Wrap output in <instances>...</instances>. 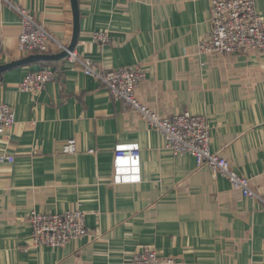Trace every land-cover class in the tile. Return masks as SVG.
I'll return each instance as SVG.
<instances>
[{
  "label": "crops",
  "instance_id": "obj_1",
  "mask_svg": "<svg viewBox=\"0 0 264 264\" xmlns=\"http://www.w3.org/2000/svg\"><path fill=\"white\" fill-rule=\"evenodd\" d=\"M12 2L71 44V0ZM78 2V56L102 71L142 66L137 98L162 117L207 116L212 152L264 198V54L198 53L212 30L213 0ZM255 4L264 19V0ZM21 30L19 12L0 0V65L29 55L18 50ZM103 32L109 43L94 39ZM43 64L54 80L38 94L23 92L20 82ZM0 103L16 117L0 135V153L15 158L0 162V264H133L150 248L178 264H264L263 202L209 166L198 168L194 156L165 148L162 135L80 63L67 57L0 72ZM71 139L74 154L63 152ZM126 144L140 147V180L115 183V149ZM78 206L86 236L61 247L32 245V211Z\"/></svg>",
  "mask_w": 264,
  "mask_h": 264
},
{
  "label": "built area",
  "instance_id": "obj_2",
  "mask_svg": "<svg viewBox=\"0 0 264 264\" xmlns=\"http://www.w3.org/2000/svg\"><path fill=\"white\" fill-rule=\"evenodd\" d=\"M21 15L22 30L18 50L25 54H52L68 50V47L52 36L27 10L18 7L12 0H2ZM211 32L198 43L199 54H246L252 51L264 54V19L256 9L255 0H213L211 5ZM96 41L109 43L108 33H98ZM2 42L0 41V57ZM68 58L80 63L85 74L104 84L116 99L122 100L128 109L137 111L151 129L163 137L165 148L176 156L190 154L195 157L198 168L209 166L215 173L226 177L235 189L246 197L262 198L251 187L248 176L239 174L219 152L211 150V130L207 116L183 112L171 117H162L144 105L136 96L141 83L146 80V70L140 65H130L114 70H99L88 58H81L73 51ZM55 71L49 64L32 70L23 78L19 87L23 92L38 94L54 80ZM16 124L15 110L8 103H0V135L10 132ZM78 151L76 140L63 146V152ZM95 152L94 149L89 150ZM115 183L140 180V147L138 144L119 145L115 149ZM15 158L0 153V162L13 163ZM31 241L35 247L65 246L69 241L88 234L86 215L81 206L65 213L45 214L32 211ZM133 264H178L177 260L162 257L154 248L136 254Z\"/></svg>",
  "mask_w": 264,
  "mask_h": 264
},
{
  "label": "water",
  "instance_id": "obj_3",
  "mask_svg": "<svg viewBox=\"0 0 264 264\" xmlns=\"http://www.w3.org/2000/svg\"><path fill=\"white\" fill-rule=\"evenodd\" d=\"M72 8L74 14V37L72 39L71 44L68 46V50L52 53V54H31L27 57L13 61L11 63L0 65V72H4L6 70L12 69L14 67H18L20 65H25L32 62H51L65 59L69 56V52H73L75 50L76 44L78 43L79 38V30H80V12H79V2L78 0H71Z\"/></svg>",
  "mask_w": 264,
  "mask_h": 264
}]
</instances>
